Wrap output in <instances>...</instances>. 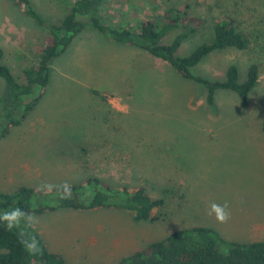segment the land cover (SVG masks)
<instances>
[{
    "label": "rangeland",
    "instance_id": "374dc122",
    "mask_svg": "<svg viewBox=\"0 0 264 264\" xmlns=\"http://www.w3.org/2000/svg\"><path fill=\"white\" fill-rule=\"evenodd\" d=\"M74 1L30 0L39 16L54 24L61 23ZM170 9L202 20L182 42L181 57L213 41L219 18L235 20L249 40L248 48L215 51L192 72L224 81L235 65L244 83L249 68L259 65L251 105L233 91L217 90L209 106L204 86L182 78L149 53L113 42L87 26L52 63L46 100L0 140V191L14 193L23 186L44 191L31 203L48 206L54 202L55 186L78 185L98 176L116 189L144 186L165 205L156 222L142 223L128 211L34 214L35 230L67 264H118L175 231L198 226L216 230L219 222L209 215L212 202H227L230 212L235 195L241 209L264 204V0H107L99 17L112 29L136 31L147 20L162 26ZM182 33L169 32L163 43L171 44ZM50 41L49 31L16 0H0L2 63L18 82L24 81L25 68L37 65ZM30 99L23 96L16 103L11 86L0 76V134L21 121ZM86 132H113L124 138L114 140L111 149L93 148L83 144ZM45 184L54 187L42 190ZM245 198L254 199L245 203Z\"/></svg>",
    "mask_w": 264,
    "mask_h": 264
},
{
    "label": "trees",
    "instance_id": "16d2710c",
    "mask_svg": "<svg viewBox=\"0 0 264 264\" xmlns=\"http://www.w3.org/2000/svg\"><path fill=\"white\" fill-rule=\"evenodd\" d=\"M16 1L31 18L49 31L51 41L41 51L37 65L23 70L22 83L18 82L10 68L2 63L3 51L0 50V76L11 86L14 101L18 103L23 96L31 98L30 103L25 106L21 121L12 122L5 128L0 134V140L9 135L12 128L20 127L41 104L49 90L52 63L71 49L76 37L87 30L89 25L113 42L143 50L168 63L182 78L204 86L208 91L209 106L214 105L217 90L237 93L246 105L260 80L261 71L257 64L249 68L244 83L239 82V70L235 65L228 69L224 81H211L197 77L192 72L215 51L248 48L249 40L238 31L235 20L229 16L218 19L211 43L200 46L186 57H181L179 50L182 42L202 25L200 18L190 16L186 11L170 9L164 15L162 26L147 20L140 24L138 30L131 31L112 29L101 22L99 13L107 0H75L65 10L60 24L45 22L35 11L30 0ZM176 29L184 30V33L178 35L171 44L165 45L164 37ZM106 182L98 176L89 177L81 184L72 185L71 197L67 199L61 198L62 193L57 189L53 190L51 194L54 195V202L48 206L37 207H33L31 199L37 194H44V191L38 192L26 186L14 193L0 191V211L15 205L33 214L57 210H120L133 213L137 223L156 222L159 219L157 212L164 208L165 202L163 199L151 197L146 187L116 189ZM34 234L40 240L43 251L29 255L20 244L17 234L7 231L3 224H0V264H67L63 255L48 249L36 230ZM118 264H264V241L243 244L226 240L212 228L191 227L175 231L167 238L135 251L122 258Z\"/></svg>",
    "mask_w": 264,
    "mask_h": 264
},
{
    "label": "crops",
    "instance_id": "0c3cea01",
    "mask_svg": "<svg viewBox=\"0 0 264 264\" xmlns=\"http://www.w3.org/2000/svg\"><path fill=\"white\" fill-rule=\"evenodd\" d=\"M48 91L42 102L46 100ZM250 103L251 102L249 100L246 106L250 107L251 105ZM48 138L51 139L49 136ZM117 138H124V137H120V135L116 136L113 132L112 134H100V133L92 134L91 132H86L84 136L85 141L83 142V144L85 145L92 144L94 146L93 148L106 147V149H111V146H113L115 142L114 140H116ZM91 139H105L107 141L91 142L90 141ZM235 196H236L235 205L233 210L231 211V219L229 220L228 223H219L218 228L216 230L221 234L223 238L229 241H235L243 244L264 241V204H260V202H255V204L253 205L246 204L245 208L241 209L239 207L238 197L237 195ZM253 199L254 198H245L244 201L246 203V200L249 201ZM96 211H101V210H96ZM114 211L126 212L120 210H114Z\"/></svg>",
    "mask_w": 264,
    "mask_h": 264
},
{
    "label": "clouds",
    "instance_id": "9594fccd",
    "mask_svg": "<svg viewBox=\"0 0 264 264\" xmlns=\"http://www.w3.org/2000/svg\"><path fill=\"white\" fill-rule=\"evenodd\" d=\"M54 186L50 184L42 185L43 189L51 190ZM62 193L61 198L71 197V186L67 183L55 186ZM209 215H214L219 223H228L231 219L230 206L227 202L219 204L212 202L209 206ZM0 224L10 232H15L20 244L29 255L42 253L41 242L34 234L38 226V218L28 210L19 205L10 206L0 211Z\"/></svg>",
    "mask_w": 264,
    "mask_h": 264
}]
</instances>
